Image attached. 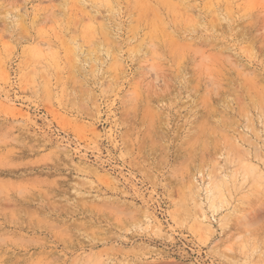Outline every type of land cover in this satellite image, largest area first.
<instances>
[{
  "label": "rangeland",
  "instance_id": "obj_1",
  "mask_svg": "<svg viewBox=\"0 0 264 264\" xmlns=\"http://www.w3.org/2000/svg\"><path fill=\"white\" fill-rule=\"evenodd\" d=\"M0 164V264H264V0H0Z\"/></svg>",
  "mask_w": 264,
  "mask_h": 264
},
{
  "label": "bare ground",
  "instance_id": "obj_2",
  "mask_svg": "<svg viewBox=\"0 0 264 264\" xmlns=\"http://www.w3.org/2000/svg\"><path fill=\"white\" fill-rule=\"evenodd\" d=\"M177 42H178V40H177ZM180 45H181V44H180ZM188 45H189V44H188ZM150 46H151V45H150ZM186 46H187V45H186ZM186 46H185V47H186ZM192 49H194V48H192ZM192 49H191V50H192ZM196 49H197V48H196ZM201 52H202V51H201ZM202 56H204V54H203ZM219 56H220V55H219ZM206 66H207V65H206ZM242 74H243V72H242ZM197 80H198V79H197ZM197 85H198V84H197ZM197 88H198V87H197ZM234 90H235V89H234ZM214 91H215V90H214ZM232 91H233V90H232ZM248 93H249V92H248ZM218 95H219V94H218ZM251 97H252V96H251ZM239 100H240V99H239ZM207 102H208V101H207ZM151 117H152V116H151ZM200 125H201V124H200ZM207 142H208V141H207ZM0 165H2V164H0ZM12 165H13V164H12ZM6 166L8 167V164H7ZM15 166H16V165H15ZM15 166H14V167H15ZM12 167H13V166H12ZM19 174H20V173H19ZM27 178H28V177H27ZM8 179H9V178H8ZM8 179H7V180H8ZM9 180H10V179H9ZM9 180H8V181H9ZM22 180H24V179H22ZM29 180H30V179H29ZM1 181H2V180H1ZM4 181H6V180H4ZM8 181H6V183H4V184L7 185V182H8ZM34 181H35V180H34ZM2 182H3V181H2ZM13 182H14V181H13ZM14 183H15V182H14ZM44 183H45V182H44ZM50 184H52V183H50ZM1 185H2V184H1ZM45 185H46V184H45ZM55 185H56V184H55ZM15 186H16V185H15ZM56 186H57V185H56ZM12 187H13V186H12ZM57 187H58V186H57ZM3 188H4V187H3ZM1 189H2V188H1ZM45 189H46V188H45ZM40 190H41V189H40ZM28 191H29V190H28ZM64 191H65V190H64ZM23 194H24V193H23ZM27 194H28V193H27ZM32 194H33V193H32ZM5 195H6V194H5ZM44 195H45V194H44ZM31 196H32V195H31ZM45 196H46V195H45ZM49 196H50V195H49ZM83 197H84V196H83ZM46 198H48V197L46 196ZM7 201H8V200H7ZM51 201H52V200H51ZM80 201H81V200H80ZM48 203H49V202H48ZM77 203H79V202H77ZM81 206H82V205H81ZM17 207H18V206H17ZM24 207H26V206H24ZM38 208H39V207H38ZM71 208H73V207H71ZM10 209H11V208H10ZM12 209H13V208H12ZM17 209H18V208H17ZM29 209H30V208H29ZM29 209H28V210H29ZM29 211H30V210H29ZM29 211H28V213L30 214ZM34 211H35V210H34ZM35 215H36V214H35ZM30 217H31V216H29V218H30ZM37 218H38V217H37ZM30 219H31V218H30ZM38 219H39V218H38ZM42 219H43V218H42ZM45 219H46V218H45ZM27 220H28V218H27ZM39 220H40V219H39ZM40 221H41V222H44V221H46V220H44V221H43V220H40ZM30 223H31V222H30ZM39 223H40V222H39ZM44 223H45V222H44ZM48 223H49V222H48ZM51 224H52V223H49L50 226H51ZM52 226H53V225H52ZM79 226H80V225H79ZM60 227H61V226H60ZM52 228H53V227H52ZM57 228H58V227H57ZM58 230H60V229H58ZM65 230H67V229L65 228ZM65 230H64V231H65ZM64 231H63V233H64ZM12 232H13V231H12ZM65 232L67 233V231H65ZM11 238H12V237H11ZM70 238H71V237H70ZM15 239H16V238H14V240H15ZM4 240H6V238H5V239L3 238V241H4ZM14 240H12V241H14ZM30 240H31V239H30ZM44 240H45V239H44ZM41 241H42V240H41ZM25 242H26V241H25ZM75 242H76V241H75ZM47 262H48V261H47ZM15 263H16V262H15Z\"/></svg>",
  "mask_w": 264,
  "mask_h": 264
}]
</instances>
